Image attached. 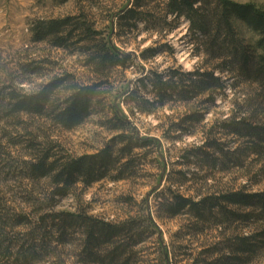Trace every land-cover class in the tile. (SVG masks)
<instances>
[{"label": "rangeland", "instance_id": "obj_1", "mask_svg": "<svg viewBox=\"0 0 264 264\" xmlns=\"http://www.w3.org/2000/svg\"><path fill=\"white\" fill-rule=\"evenodd\" d=\"M232 1L264 9V0ZM197 5L212 15L217 1ZM233 26L246 64L215 25L193 28L169 12L168 0H0V264H264L256 206H228L242 217L217 208L171 215L175 195L264 193V143L232 132L233 118L264 125L253 63L263 52L257 33L237 19ZM107 41L125 65L96 70L92 54ZM196 69L214 72L222 87L187 100L178 89L158 96L161 81L187 80ZM88 85L97 86L88 115L64 128L57 112ZM12 91L49 98L41 114L16 112ZM114 108L128 122L123 129ZM212 141L207 154L195 151ZM128 143L136 145L130 155L121 152ZM108 145L114 162L101 178L56 181L64 163ZM45 157L56 170L40 175L34 165ZM87 217L121 232L89 244ZM243 241L252 251L240 250Z\"/></svg>", "mask_w": 264, "mask_h": 264}, {"label": "trees", "instance_id": "obj_2", "mask_svg": "<svg viewBox=\"0 0 264 264\" xmlns=\"http://www.w3.org/2000/svg\"><path fill=\"white\" fill-rule=\"evenodd\" d=\"M201 0H168L169 12L175 17L185 16L191 22L193 28L206 32L209 30L210 25H215L216 36H222L226 38L230 43V50L236 56L239 55L244 64L249 62L247 51L244 47L240 46L237 32L233 26V19H237L245 24L251 31L257 33L260 38L256 43V46L262 50V54H256L253 57L254 72L257 78L260 80L264 87V9L255 6L254 4H242L234 2L232 0H216L217 5L212 15H205L203 7L197 5ZM62 22H67V19L58 22L51 23L50 28L56 30ZM87 38H94L93 35L97 33L90 28L86 29ZM224 42V41H223ZM242 48V49H241ZM126 56H122L118 51L114 50L107 42L103 45H98L94 49V53L91 57V64L96 70H103L105 68H111L118 65H125ZM175 74L170 77L171 81H161L158 77L161 88L158 92V96L164 98L168 93H175V91L182 94V99L187 100L193 96L203 94L210 90V86L222 87L219 83L220 79L214 75V72L200 71L196 69L193 72L187 73V80L175 79ZM174 78V83L172 79ZM214 82L212 85H208V82ZM153 84V81H151ZM171 83V86L169 85ZM96 85L79 86L73 89L64 101L63 107L57 112V121L62 124L66 129L73 128L81 122V120L88 115L89 109L92 106L95 94ZM215 88V87H214ZM49 94L45 91L33 95H24L18 92L12 91L10 97L14 100V110L16 112H28L41 114L44 110L45 103L48 101ZM113 119L116 121L115 128L123 129L128 126L126 119L119 114L116 108L113 109ZM232 121L236 122V129H233V133L241 137L248 136L254 145L264 143V125H245L242 119L233 118ZM242 126V127H240ZM244 130V131H243ZM245 132V133H242ZM119 138L123 139L125 136L119 135ZM151 140H147L142 144L145 145ZM214 141L203 143L202 146L195 149V151L207 154V149H215ZM136 145L128 143L125 147L121 148V152L130 155L133 148ZM193 152V151H191ZM196 153V152H194ZM111 146H106L99 152L92 155H84L77 159H71L64 163L60 169H55L54 162L46 163L47 158L34 165V170L40 175H45L51 171H55L56 181L66 183H73L78 176L88 177V182H92L101 178L104 174V170L111 165L114 160ZM116 161V160H115ZM59 190H63L60 188ZM229 205L235 206H256L258 209L264 212V193H245L242 191L228 192L219 196H202L199 199L192 200L184 198L178 195L174 196L173 211L171 215L178 214L185 208L189 211L199 215L206 210H213L217 208L222 213H229L234 217H242L235 210L228 208ZM245 216H248L246 214ZM84 223H87L88 242L92 244L93 241L100 237H105L106 240H111L117 237L121 232L117 225H113L107 222H98L90 217L82 218ZM92 241V242H91ZM239 247L241 251H252V246L249 243L243 241ZM91 254V252H90ZM94 254V253H92Z\"/></svg>", "mask_w": 264, "mask_h": 264}]
</instances>
